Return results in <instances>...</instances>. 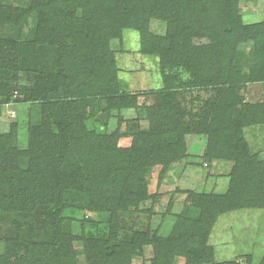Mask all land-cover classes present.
Here are the masks:
<instances>
[{"label":"rangeland","instance_id":"374dc122","mask_svg":"<svg viewBox=\"0 0 264 264\" xmlns=\"http://www.w3.org/2000/svg\"><path fill=\"white\" fill-rule=\"evenodd\" d=\"M29 1L0 0V21L3 25L0 38L18 40L23 51L28 52L25 56L26 67L16 66L12 70L5 68L0 71V93L7 84L15 90L8 102H3L4 95L0 94V143L5 142V136L13 133L16 124V132L7 147L9 150L0 159V175L4 167L13 169L18 166L22 169L28 166L29 161L19 157L16 151L28 148V127L39 121L41 112L39 102L26 100L25 96L39 87L38 72L59 71L55 64L62 57L60 44H47L49 41L46 33L36 34V13L30 14L26 23L25 15H19L21 9L29 7ZM119 5L118 0H108L99 10L97 6L93 9L102 13L100 17L103 22L110 20L116 27L120 26V17L123 16ZM202 6L201 3L198 7ZM239 8L240 21L244 25L264 20V0H240ZM82 12L83 8H79L76 15L80 16ZM177 16L176 13L174 19ZM15 20L19 22L16 24ZM57 21L56 24L65 25L68 20ZM194 23L200 25H196L199 34L194 37V44L206 50L210 44L207 31H210L211 22L205 24L202 19H195ZM50 26L54 28L53 24ZM167 26L168 22L160 18L153 17L149 21V31L154 35H164ZM220 30L217 34L223 33V28ZM121 31V37L110 40V49L116 60L115 83L112 81L109 86L101 85L99 78L95 79L97 71H102V66L95 67L93 71L85 62L76 65L74 62L72 65L76 72L68 77L61 76L58 84L53 82L50 86L60 91L59 94L67 95L59 101L68 102L84 97L89 100L90 103L79 102L77 107L86 111L84 135L105 139L102 152L85 148L84 157L91 152L100 153L97 158L99 167L96 165L98 170L94 174L104 170L105 162L110 166L111 160H121L120 152L112 150L113 144L117 148L130 147L135 135L138 137L142 133L144 139L148 136L149 141H152L154 138L159 139L160 132L169 128L166 132L169 143L182 141L184 152L177 151L173 144L170 149L173 148L178 154L183 153V157L176 160L172 159L173 156L169 157L170 163L166 169L161 162L151 166L147 176L151 196L117 213L116 221L121 237L129 238L138 231L164 238L176 226L187 228L189 223L193 224L200 217V208L194 196L202 200V196L223 195L231 188L235 161L230 157L229 148L233 146L235 138L243 137L250 153L256 154L264 162V80H258L252 75L253 70L264 68V63L262 59H256V55L253 56V41L240 42L239 51L245 55L243 59L240 58L244 73L240 82L236 85L183 87L179 86L180 80L187 81L189 74L180 68L183 73L181 79L175 81L176 87L171 89L170 100L166 94H162L165 83L159 55L144 52L142 33L134 24L122 25ZM32 52L39 56L40 71L36 70V62L31 59ZM72 60L76 59L72 57ZM99 60V54H96L91 58V63ZM258 66L260 68L257 69ZM106 75L107 81H111L112 75ZM98 91H101V95L96 94ZM118 93L120 98H129L125 102L127 106L119 107L103 98L104 94L115 96ZM59 94L53 92L54 100L58 101L56 95ZM222 97L225 102H217ZM162 103L165 107L161 109ZM211 103L217 107H210ZM154 105H158V109L152 110ZM204 107L205 112L202 110ZM189 125L190 130L187 129ZM139 141L142 140L139 138ZM152 144L157 149L158 140ZM148 145L147 149L151 150L152 145ZM84 205L85 202L82 205H68L58 216L47 203L37 205L33 211H15L9 209L7 203L0 204V253L6 248V240L13 239L15 241L11 245L16 255L3 264H26L18 258V254L24 256L25 251L32 250L36 243L50 241L54 237L52 232L58 230L69 238L66 243L75 255L70 261L75 260V264H91L92 260H89L84 250L82 235L90 230L97 235H108L111 232L108 220L110 214L108 211H91ZM208 231V244L214 249V256L212 261L205 264H260L262 261L263 207H243L223 212ZM163 247L172 248L170 245ZM153 256L152 245H144L143 255L135 256L133 264H151ZM185 261V257L177 253L172 264H185Z\"/></svg>","mask_w":264,"mask_h":264},{"label":"trees","instance_id":"16d2710c","mask_svg":"<svg viewBox=\"0 0 264 264\" xmlns=\"http://www.w3.org/2000/svg\"><path fill=\"white\" fill-rule=\"evenodd\" d=\"M106 1L108 0H30L27 9L18 11L20 16L25 15L24 21L30 14L36 13V34L46 33L49 41L47 44H60L62 57L59 64H55L59 71L53 69L49 73L38 72L39 87L25 96L26 100L39 102L41 115L37 123L28 127V148L16 151L19 157L29 161L28 166L22 169L14 166V170L4 167L0 175V204L7 203V207L15 211H33L37 205L47 203L58 216L64 207L80 203L82 205L83 202L91 211H108L111 227L108 235H97L91 230L82 235L84 250L88 253L89 260H92L91 264H133L134 257L142 256L143 246L149 244L154 250L151 264H172L177 253L185 257V264L209 263L213 260L214 249L208 244V230L213 227L218 216L243 207L264 208V162L256 154L250 153L243 137L235 138L233 146L229 148L230 157L235 161L231 173V188L223 195L202 196V200L194 196L195 203L200 208V217L193 224L189 223L187 228L176 226L164 238L138 231L129 238L121 237L117 227V213L151 196L147 179L151 166L161 162L166 169L170 163L169 157L173 156V160L183 157V153H176V150L184 152L182 141L169 143V128L160 132L159 139L154 138L152 141H149L148 136L144 139L142 133L138 137L135 135L130 147L117 148L113 144L112 150L120 152L121 160H111L110 166L105 162L104 170L94 174L98 170L96 165L99 167L97 158L100 153L91 152L84 157L85 148L102 152L105 139L84 135L86 111L77 108L79 102H90L85 97L61 102L59 100L67 95L59 94L60 91H55L56 88L51 87L50 83L58 84L61 76L74 74V62V65L85 62L93 71L95 67L102 66V71H97L95 79L99 78L101 85L109 86L112 81L115 83L116 60L110 49V40L121 37L122 25L134 24L142 33L144 52L160 57L165 83L162 94H166L167 99L172 95L171 89L176 87L175 81L181 79L182 70L189 77L187 81L180 80L179 86L236 85L244 76L240 58L243 59L245 55L239 51L240 42L253 41L252 54L264 63V20L244 25L239 15L240 0H118L123 16L120 17V26L115 27L110 20L103 22L100 17L102 13L93 9L97 6L99 10ZM201 3L204 6L198 7ZM79 8H83L80 16L76 15ZM176 13L178 16L174 19ZM153 17L168 22L164 35H154L149 31V21ZM61 19L68 20L67 24H56ZM195 19H202L205 24L211 22L210 31H207L210 44L206 50L194 44V37L199 34L197 26H200L194 23ZM18 22L15 20L16 24ZM51 24L54 25L53 29ZM2 26L0 21V28ZM221 28L223 33L217 34ZM26 54L28 52L23 51L18 40L0 38V71L5 68L12 70L16 66L26 67ZM96 54H99L100 60L92 64L91 58ZM72 57L76 60H72ZM31 59L36 62V70L40 71L39 56L32 52ZM107 73L112 75L111 81H107ZM252 75L258 80H264V68L253 70ZM12 78L14 76L11 80ZM14 92L13 87L4 85L0 93L4 95L3 102H8ZM53 92L59 94L56 95L58 101L54 100ZM96 94L101 95V91ZM105 94L103 98L108 103L113 102L119 107L127 106L125 102L129 98H120L119 93L115 96ZM223 100L222 97L217 102H225ZM211 104L210 107H217ZM163 107L164 103L161 109ZM151 109H158V105ZM202 110L205 112V107ZM187 129L190 130L191 125ZM15 132L16 124L13 133L5 136V142L0 143V159L9 150L7 147ZM157 140L158 147L155 149L152 143ZM148 143L152 145L151 150L147 149ZM171 144L176 150L170 149ZM52 233L54 237L50 241L36 243L32 250L25 251L24 256L18 254V258L26 264H75V260L70 261L75 255L71 246L66 243L68 236L65 237L64 232L59 230ZM12 241L15 240H6V248L0 253V264L9 262V259L16 256L12 250ZM165 245L172 248L165 249ZM260 264H264V257Z\"/></svg>","mask_w":264,"mask_h":264}]
</instances>
